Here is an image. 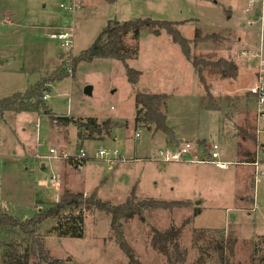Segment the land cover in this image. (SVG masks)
<instances>
[{"label":"rangeland","instance_id":"374dc122","mask_svg":"<svg viewBox=\"0 0 264 264\" xmlns=\"http://www.w3.org/2000/svg\"><path fill=\"white\" fill-rule=\"evenodd\" d=\"M61 1L0 0V98L55 77L45 84L48 97L43 100L49 110L73 118H110L116 126L110 136L83 139L73 124H51L39 112L5 111L0 116V153L10 145L13 154L23 148L41 159L32 161L29 176L3 173L4 188L9 185L11 194L9 209H0V214L25 221L66 189L85 195L95 190L111 203L129 196L181 201L180 206L144 210L122 222V235L138 263L118 246L109 215L94 207L81 211V237L58 236L55 219L35 228L49 254L66 264H221L212 246L217 241L226 247L229 239L234 240L231 254L225 248L230 262L264 264V243L258 237L264 235V127L256 122V100L249 92L264 70L257 56L261 33L264 57V0H82L69 14L59 9ZM65 17L71 19L72 44L60 49L52 34ZM137 18L178 21L171 28L188 40L189 58L164 28L145 26L137 38L129 32L124 36L126 46L138 48L136 58L127 60L140 71L135 85L128 83L122 61L115 58L80 61L74 69L70 59L94 41L108 20ZM196 29L201 38L193 41ZM192 57L202 61L201 77ZM221 58L236 65L234 76H221L203 64ZM87 85L89 94L84 92ZM137 92L166 93L167 124L177 138L154 131L153 125H136ZM178 138L217 143L221 158L231 164L219 169L209 163L160 160L156 150ZM50 146L56 153L49 152ZM99 148L117 152L89 158L77 168L62 156L79 149L92 156ZM54 173L61 175L54 192L42 194V199L36 194L31 202L37 179ZM170 225L180 229L177 240L162 250L152 248V229L163 231ZM17 229L0 225V258L7 242L22 250Z\"/></svg>","mask_w":264,"mask_h":264},{"label":"trees","instance_id":"16d2710c","mask_svg":"<svg viewBox=\"0 0 264 264\" xmlns=\"http://www.w3.org/2000/svg\"><path fill=\"white\" fill-rule=\"evenodd\" d=\"M113 2L114 0H106ZM178 21L168 20H155L150 18H137L124 21L110 19L105 26L95 37L94 41L85 49L81 50L77 55L70 59L71 65L74 67L80 61H91L94 58H115L122 61L125 68V75L128 83L135 85L138 82L140 71L130 67L127 60L136 58L138 53L137 47L126 46L124 43V36L128 32L131 33L132 38L139 36L140 30L148 26L150 28H164L171 36L172 42L176 43L185 56L189 58L188 40L183 37L177 28H171L172 24H177ZM208 36L216 37V33H210ZM201 32L196 29L193 41L200 40ZM213 38V39H214ZM215 40V39H214ZM216 42V40L214 41ZM192 66L196 69L199 77H201V70L197 58H191ZM204 66H210L216 69L221 76H234L237 67L229 60L218 59L216 61H203ZM63 76V75H62ZM60 77V76H59ZM55 77L44 79L43 82H36L34 85L28 87L23 93L15 92L8 96L0 98V116L5 111H30L39 112L47 116L49 122L55 125H68L73 124L77 129V137L85 139H101L102 135L110 136L112 127L116 126V122L110 118L103 121H97L94 117H79L73 118L67 114H55L47 108L41 96L46 91L45 84ZM203 78H201L202 80ZM167 100L166 93L160 92H137L134 94L135 101V118L136 125H144L150 128L153 125L154 131H161L173 137V131L168 126L166 121L165 104ZM67 161L75 168L79 167L78 163L72 162L70 159ZM247 161H254L250 158ZM83 161L82 164H84ZM134 196H129L121 203H111L108 200L99 198L95 190L88 195L82 192H72L64 190L59 199L52 203L50 206L38 211L33 217L25 221H19L16 218L7 215L6 213L0 214V225H10L12 228L17 227V233L23 236L24 243L22 250H18L17 246L7 242L4 247L0 264H66L61 259L53 258L48 249L45 247L43 238L36 232V226L45 219H55L56 225L54 226L58 236L81 237L82 236V210L89 208L99 209L110 217V224L112 234L118 243V246L123 250L131 262L138 263L134 258L133 251L129 248L124 240L121 231L122 222L127 221L134 216L141 215L144 210H151L157 207H173L184 204L181 201L166 202L152 198L135 199ZM199 210L194 209L193 214H198ZM180 234L179 227L170 225L163 231L152 229L151 246L156 250H162L167 244L177 240ZM264 243V235L258 236ZM233 239L228 240V245L220 244L214 241L212 247L218 252V258L221 264H234L229 261L225 248H228L227 253H232ZM20 246V245H18ZM228 246V247H227Z\"/></svg>","mask_w":264,"mask_h":264},{"label":"built area","instance_id":"2783aa9c","mask_svg":"<svg viewBox=\"0 0 264 264\" xmlns=\"http://www.w3.org/2000/svg\"><path fill=\"white\" fill-rule=\"evenodd\" d=\"M82 0H63L59 3V9L65 14L73 13L80 5ZM261 17V16H260ZM65 23L60 25L52 34V37L58 41L60 49H68L72 44L73 31L71 26V19L65 17ZM261 21V18H260ZM261 24V23H260ZM259 58V63L261 66H264V57H262V47H261V33L259 40V48L257 52ZM262 70V71H261ZM259 72V77L255 80L253 86L249 88V92L252 97L256 100V109H255V118L258 126L264 127V81L261 72L264 70L261 69ZM48 93L43 92L41 98L47 99ZM50 153H56V150L53 147H49ZM116 150L111 152L103 148L97 149L92 156H90L87 151L79 149L77 154L68 155L63 153V157L70 159L72 162L80 164L94 157H105L108 155L114 156ZM157 157L162 161H182V162H191V163H209L213 164L219 169H226L230 161L223 160L221 158V153L219 151V145L214 142H207L202 140H181L176 144H170V146L160 147L156 150ZM256 165L255 163H252Z\"/></svg>","mask_w":264,"mask_h":264},{"label":"crops","instance_id":"0c3cea01","mask_svg":"<svg viewBox=\"0 0 264 264\" xmlns=\"http://www.w3.org/2000/svg\"><path fill=\"white\" fill-rule=\"evenodd\" d=\"M46 28H48V27H46ZM236 38L238 41L241 39V37H239V36H237ZM248 43L249 42H246V44H248ZM19 71L20 70H18V72ZM166 121H167V117H166ZM173 134H174L173 135L174 138H177L175 131ZM46 137L48 140V135ZM178 140H186V139L178 138ZM18 142H19V144H21L20 141H18ZM8 149H9L8 152H6V150H4L3 152L0 153V209H9L8 205H10V203H8L6 201H7V197H9V194H11L10 190L9 189L7 190L9 185L6 186L7 188L5 187L6 190L8 191V193L5 191V188H4L5 177L3 176V173H16V172H18V173H21L22 175L25 174V175L29 176L30 173H33L32 161L33 160L37 161V159H39V160L41 159V157L35 158L34 155L28 154L25 151V149H23V148L20 151H17L16 154L12 153L13 150H11L12 147L10 145H8ZM40 162L42 163V166H44L43 162L42 161H40ZM63 166H62V168H64ZM51 168H53V166ZM60 176H58V174L54 173V175H51L49 179H46L43 177L38 178L36 183H35V185H36L35 189L36 190L32 191L31 202L34 203L35 199L37 198L36 194L39 196L38 198H41L42 194H52V192H54V191H52V190H54V188L52 186H56V187L58 186ZM10 181H9V179L7 180V182H10ZM11 182H13V181H11ZM11 185L12 184H10V187H11ZM4 192H6L5 195H4ZM55 195L57 196L58 193H56Z\"/></svg>","mask_w":264,"mask_h":264},{"label":"water","instance_id":"95a60500","mask_svg":"<svg viewBox=\"0 0 264 264\" xmlns=\"http://www.w3.org/2000/svg\"><path fill=\"white\" fill-rule=\"evenodd\" d=\"M90 90H91V87L89 85L85 86L84 87V92L89 94L90 93Z\"/></svg>","mask_w":264,"mask_h":264}]
</instances>
